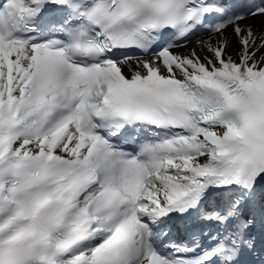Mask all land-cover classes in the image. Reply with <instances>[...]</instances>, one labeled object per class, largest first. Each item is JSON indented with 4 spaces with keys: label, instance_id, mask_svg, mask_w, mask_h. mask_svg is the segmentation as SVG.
Returning <instances> with one entry per match:
<instances>
[{
    "label": "bare ground",
    "instance_id": "bare-ground-1",
    "mask_svg": "<svg viewBox=\"0 0 264 264\" xmlns=\"http://www.w3.org/2000/svg\"><path fill=\"white\" fill-rule=\"evenodd\" d=\"M179 54L188 75L218 74L224 70L241 68L257 74L264 82V18L257 16L238 23L217 35L194 42ZM156 68L155 63L149 60L144 65L131 67L129 71L147 76ZM15 80L12 74L0 80V96L9 98L20 95L21 90L15 88ZM25 151L37 155L69 154L71 148H66L64 140L55 135L43 142L26 146Z\"/></svg>",
    "mask_w": 264,
    "mask_h": 264
}]
</instances>
